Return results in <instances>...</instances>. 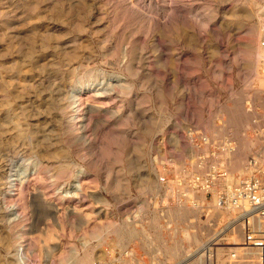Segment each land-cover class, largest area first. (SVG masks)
<instances>
[{
    "label": "rangeland",
    "instance_id": "374dc122",
    "mask_svg": "<svg viewBox=\"0 0 264 264\" xmlns=\"http://www.w3.org/2000/svg\"><path fill=\"white\" fill-rule=\"evenodd\" d=\"M249 104L264 0H0V264H227L243 228L224 214L210 240L180 208L163 225L157 159L220 122L244 159Z\"/></svg>",
    "mask_w": 264,
    "mask_h": 264
},
{
    "label": "built area",
    "instance_id": "2783aa9c",
    "mask_svg": "<svg viewBox=\"0 0 264 264\" xmlns=\"http://www.w3.org/2000/svg\"><path fill=\"white\" fill-rule=\"evenodd\" d=\"M249 105L252 118L243 133L258 145L244 159L239 158L240 140L221 132L223 122L215 132L190 128L186 143L192 154L186 159L173 155L157 159L154 202L163 225L172 229L170 210L183 208L195 214L189 226L204 218L215 235L221 234L217 228L224 214H232L224 225L244 231L242 252L230 253L234 264H264V113Z\"/></svg>",
    "mask_w": 264,
    "mask_h": 264
},
{
    "label": "bare ground",
    "instance_id": "6f19581e",
    "mask_svg": "<svg viewBox=\"0 0 264 264\" xmlns=\"http://www.w3.org/2000/svg\"><path fill=\"white\" fill-rule=\"evenodd\" d=\"M262 55V54H261ZM73 120H74V122L76 123V118L75 117H73ZM190 155L192 154V148L190 149ZM180 209H182V210H187V211H189L190 212V210H188V209H183V208H180ZM230 216H232V214H230ZM235 230H233V232H234ZM122 232L124 233V235H129L130 234V229H127L126 228V226H124L123 227V229H122ZM214 235V234H213ZM212 235V236H213ZM212 236H210L209 238H210V240H215V237H212ZM229 244H231L232 246H230L229 248H231V249H233L234 251H238V252H242V250H243V248H241V241H239V239L236 237V236H233L232 237V242H230ZM224 246H223V244L222 243H220V242H218V241H216L215 243H213V244H211L210 245V247H209V243L208 242H206L205 244H203L201 247H199V250L200 251H202L203 250V252L201 253V256H204V255H206V253L207 252H209L211 249H213L211 252V254H208L207 253V256H210L211 257V259L213 258V256H214V254L215 253H217V252H219L220 251V253L219 254H224ZM207 249V250H206ZM19 251V250H18ZM222 251V252H221ZM232 253V252H231ZM179 254H180V252H179V250H178V248H173L171 251H170V256L171 257H178L179 256ZM224 257V256H223ZM214 259H215V262L213 263V264H225V262H223V260H219V259H217V256H215L214 257ZM226 259V258H225ZM88 261V260H87ZM182 262V261H181ZM185 262V261H184ZM184 262H182V263H180L179 262V264H184ZM220 262V263H219ZM226 263L228 264H232L233 262H232V260L231 259H226ZM177 264V263H176ZM188 264H192L191 262H189Z\"/></svg>",
    "mask_w": 264,
    "mask_h": 264
}]
</instances>
